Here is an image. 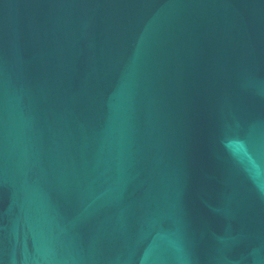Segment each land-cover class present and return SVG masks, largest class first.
I'll return each mask as SVG.
<instances>
[{
  "label": "water",
  "instance_id": "1",
  "mask_svg": "<svg viewBox=\"0 0 264 264\" xmlns=\"http://www.w3.org/2000/svg\"><path fill=\"white\" fill-rule=\"evenodd\" d=\"M0 264H264V0H0Z\"/></svg>",
  "mask_w": 264,
  "mask_h": 264
}]
</instances>
